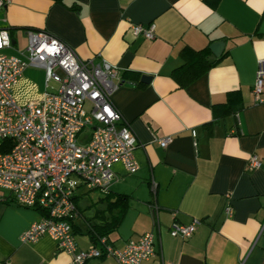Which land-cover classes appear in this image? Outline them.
Returning <instances> with one entry per match:
<instances>
[{
  "label": "crops",
  "instance_id": "0c3cea01",
  "mask_svg": "<svg viewBox=\"0 0 264 264\" xmlns=\"http://www.w3.org/2000/svg\"><path fill=\"white\" fill-rule=\"evenodd\" d=\"M133 23L153 24L154 37L134 34ZM0 27L12 39L7 53L25 50L28 28L44 29L79 57L104 58L119 69L122 82L110 97L136 136L139 167L128 172L115 161L107 191L77 187L72 227L79 247L93 243L90 233L120 215L119 205L108 201L125 193L127 208L103 235L122 247L151 230L155 253L141 264H264V100L255 101L252 92L257 60L264 57V0H11L0 7ZM218 39L224 41L218 56L226 51L221 59L178 86L171 71L183 62L180 49ZM218 56L208 54L210 60ZM231 89L239 90L241 108L214 118L212 104ZM43 91L44 70L28 66L14 96L25 102ZM165 136L162 146L158 139ZM251 153L261 164L249 169ZM149 204L156 205L153 213ZM40 216L0 188V264H69V254L49 235L20 239ZM193 219L198 223L190 236L169 233L173 220ZM84 264L119 263L102 256Z\"/></svg>",
  "mask_w": 264,
  "mask_h": 264
},
{
  "label": "built area",
  "instance_id": "2783aa9c",
  "mask_svg": "<svg viewBox=\"0 0 264 264\" xmlns=\"http://www.w3.org/2000/svg\"><path fill=\"white\" fill-rule=\"evenodd\" d=\"M11 0H0L5 7ZM134 34L153 38V24H132ZM12 39L8 28L0 27V188L15 203L41 211L20 234L24 242L49 235L58 249L69 254V264L113 256L119 264H141L155 253L153 232L146 230L122 247L105 235L97 242L79 247L73 220L79 210L76 189L107 191L114 177L112 165L120 161L125 170L135 172L136 136L123 120L110 94L121 79L119 69L104 58H81L73 47L44 29H27V44L19 54L7 53ZM44 70V91L36 99L19 102L14 89L26 67ZM255 101L264 100V57L257 60L252 86ZM88 127V130L85 128ZM195 136V129H191ZM169 136L159 138L167 144ZM256 153L248 158V168L260 166ZM155 190L154 179L150 183ZM156 205L149 204L153 213ZM232 213L229 203L224 206ZM198 223L173 220L169 233L186 238Z\"/></svg>",
  "mask_w": 264,
  "mask_h": 264
},
{
  "label": "trees",
  "instance_id": "16d2710c",
  "mask_svg": "<svg viewBox=\"0 0 264 264\" xmlns=\"http://www.w3.org/2000/svg\"><path fill=\"white\" fill-rule=\"evenodd\" d=\"M210 50L211 49L209 47V44L205 45L202 48H192L188 45H184L180 49V55L182 56L183 62L173 68V70L171 71V75L176 80L178 86L184 87L189 82L196 79L202 73L207 71L210 66L218 62V60H220L226 52L225 51L220 56L214 58L213 60H210L208 58ZM241 106L242 103L239 90L231 89L227 91L224 101L213 103L211 108L214 118H217L229 113L235 114L241 108ZM109 194H106V196L108 197ZM108 204L119 205V207L121 208V213L120 215H116L113 217L112 223L107 222L104 225L100 226L95 234L90 233V237L94 243L97 242L98 235L105 234L106 229H109L111 226H116L118 224L122 217V214L127 208V194L117 193V195H115V199H113L112 201H108Z\"/></svg>",
  "mask_w": 264,
  "mask_h": 264
},
{
  "label": "water",
  "instance_id": "95a60500",
  "mask_svg": "<svg viewBox=\"0 0 264 264\" xmlns=\"http://www.w3.org/2000/svg\"><path fill=\"white\" fill-rule=\"evenodd\" d=\"M223 46H224V41L221 40V39L215 40V41H213V42L209 45L211 51H212L216 56H218V55L221 53V51H222V49H223Z\"/></svg>",
  "mask_w": 264,
  "mask_h": 264
},
{
  "label": "rangeland",
  "instance_id": "374dc122",
  "mask_svg": "<svg viewBox=\"0 0 264 264\" xmlns=\"http://www.w3.org/2000/svg\"><path fill=\"white\" fill-rule=\"evenodd\" d=\"M34 76L38 77V75H34ZM29 89L32 91H35V90H37V87L34 84H31V85H29ZM85 129L88 130V127H86ZM97 194H98V190H94L93 196H96ZM88 197H89V195H87V196L85 195L83 197V200L89 199Z\"/></svg>",
  "mask_w": 264,
  "mask_h": 264
}]
</instances>
